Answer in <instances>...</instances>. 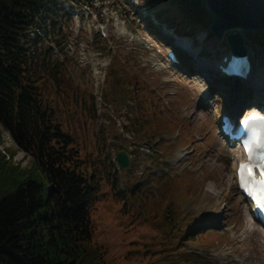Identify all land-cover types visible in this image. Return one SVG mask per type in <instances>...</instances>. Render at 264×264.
Here are the masks:
<instances>
[{
	"label": "rangeland",
	"instance_id": "obj_1",
	"mask_svg": "<svg viewBox=\"0 0 264 264\" xmlns=\"http://www.w3.org/2000/svg\"><path fill=\"white\" fill-rule=\"evenodd\" d=\"M65 6L73 16L65 29L69 41L66 50H57L55 57L74 85L101 92L106 68L102 66L110 62V68L117 67L120 76L145 81L146 93L160 110L150 120L158 131H144L146 125L135 112V100L118 91L108 98L107 115L101 114L103 107H96L90 132L82 128L77 134L82 157L94 150L95 140L101 143L103 157L117 175V189L123 192L114 195L103 177L91 206L92 242L105 249L107 263L264 264V228L251 216L238 191L229 156L231 149L238 147L227 144L219 133L221 115L233 114L242 105L243 96L234 85L215 79L228 35L234 31L218 37L195 28L194 34L184 39L171 34H164L168 39H163L146 29L145 16L151 14L141 0H95L92 7ZM123 29L129 30L128 37L122 34ZM102 30L107 34V38L102 36L107 51L98 50L95 44ZM243 33L245 45L242 41L240 46L252 54L251 79L257 82L251 81L245 97L247 103H259L264 100V46L255 47L246 37L248 32ZM194 38L200 40L197 46ZM171 49L180 58L178 64L167 57ZM92 65L102 71L98 78L93 76ZM105 87L107 91L108 81ZM119 97H123L121 103ZM69 118L73 126H82L79 116ZM132 118L140 128L136 137L122 128L124 124L130 128ZM137 132L145 137L138 138ZM120 150L130 153L127 169L118 166ZM35 176L49 185L40 171ZM171 224L181 233L192 225L199 232L207 228L206 238L176 246L179 236L167 232Z\"/></svg>",
	"mask_w": 264,
	"mask_h": 264
},
{
	"label": "trees",
	"instance_id": "obj_2",
	"mask_svg": "<svg viewBox=\"0 0 264 264\" xmlns=\"http://www.w3.org/2000/svg\"><path fill=\"white\" fill-rule=\"evenodd\" d=\"M94 1L0 0V139L2 130L9 131L31 161L22 167L10 150L7 155L0 152V264H108L105 249L92 242L91 206L103 177L114 195L123 192L117 189V175L98 140L94 150L82 157L77 134L82 128L89 133L97 117L93 92L75 86L55 57L69 41L65 29L73 17L65 3L93 6ZM141 1L150 10L145 22L153 35L168 39L162 25L184 36L195 28L212 33L211 15L203 0ZM98 37L97 49L107 51L105 38ZM246 37L255 47L264 46V30L249 31ZM101 41L104 44L99 45ZM109 68L105 100L118 91L126 92L124 96L135 100V112L143 117L144 131L152 130L155 121L150 120L160 110L146 93L148 84L120 76L114 65ZM125 81H129L127 88ZM75 115L82 126L71 124L69 117ZM131 120L130 128H123L136 137L140 128ZM137 137L145 135L137 132ZM39 171L49 185L35 176ZM167 230L172 237L177 233L176 246H181L190 239L206 238L208 229L199 232L192 225L181 233L171 224Z\"/></svg>",
	"mask_w": 264,
	"mask_h": 264
},
{
	"label": "water",
	"instance_id": "obj_3",
	"mask_svg": "<svg viewBox=\"0 0 264 264\" xmlns=\"http://www.w3.org/2000/svg\"><path fill=\"white\" fill-rule=\"evenodd\" d=\"M203 1L211 15L210 29L218 37H222L227 30L234 31L228 35L232 48L238 47L242 41L245 45L242 31L264 30V0ZM243 45H241L242 48ZM117 162L121 168H128L130 165L129 154L125 150H120L117 154Z\"/></svg>",
	"mask_w": 264,
	"mask_h": 264
},
{
	"label": "bare ground",
	"instance_id": "obj_4",
	"mask_svg": "<svg viewBox=\"0 0 264 264\" xmlns=\"http://www.w3.org/2000/svg\"><path fill=\"white\" fill-rule=\"evenodd\" d=\"M123 33H124V35L129 36L128 32L123 31ZM202 63L203 62H200L201 65H202ZM200 69H202L201 66H200ZM205 70L206 69H204V72H205ZM198 74H202V72H200V73L198 72ZM257 77H258V75H257ZM250 81H252V83L253 82L257 83L256 80H254L253 78ZM252 83L250 82L251 85H252ZM236 87H238V85H236ZM245 89H246V87H245ZM245 89H243L244 92H245ZM255 111H256L255 109L248 110L244 115L249 116L252 112H255ZM11 149L16 150V153L14 156V161L16 163H19L22 167H26L29 165L30 155L18 146V144L15 142V140L13 139V137L9 131L3 130L2 131V137L0 139V152L7 155L8 151ZM229 156L231 159H233V162L236 161V163H234V173H235V178H236V170L238 167V163L241 160L239 149L232 148ZM250 210H251V208H250ZM251 213H252V210H251Z\"/></svg>",
	"mask_w": 264,
	"mask_h": 264
},
{
	"label": "snow or ice",
	"instance_id": "obj_5",
	"mask_svg": "<svg viewBox=\"0 0 264 264\" xmlns=\"http://www.w3.org/2000/svg\"><path fill=\"white\" fill-rule=\"evenodd\" d=\"M253 143L256 144L259 148H264V143H261L260 141V133L257 129L252 130V136L245 142V148L249 152V159H252V145ZM262 169V175H264V164L260 165ZM247 172V175L250 177H253L255 179V173H254V165L252 164H242L241 165V172ZM247 182V181H245ZM256 183L261 185L260 192L262 195L257 197L258 200V207L261 210H264V180L256 181Z\"/></svg>",
	"mask_w": 264,
	"mask_h": 264
}]
</instances>
